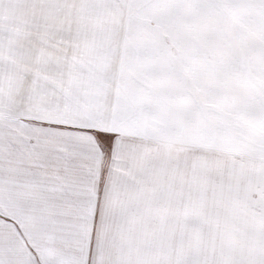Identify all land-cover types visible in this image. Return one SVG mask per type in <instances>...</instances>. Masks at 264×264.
<instances>
[{
	"label": "snow or ice",
	"instance_id": "1",
	"mask_svg": "<svg viewBox=\"0 0 264 264\" xmlns=\"http://www.w3.org/2000/svg\"><path fill=\"white\" fill-rule=\"evenodd\" d=\"M0 264H264V0H0Z\"/></svg>",
	"mask_w": 264,
	"mask_h": 264
}]
</instances>
